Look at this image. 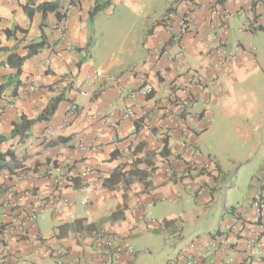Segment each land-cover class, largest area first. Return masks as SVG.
Returning <instances> with one entry per match:
<instances>
[{"label": "crops", "instance_id": "1", "mask_svg": "<svg viewBox=\"0 0 264 264\" xmlns=\"http://www.w3.org/2000/svg\"><path fill=\"white\" fill-rule=\"evenodd\" d=\"M144 1L123 2L135 10L148 9L143 16L145 38L136 51H130L134 60L123 65L119 60L98 63L93 56L95 35L88 25L94 0H0L3 46L17 47L24 55L22 47L42 34L52 44L23 66L24 87L19 95L12 99L9 91L12 101H0V136H9L13 123L22 116L37 117L52 97L68 99L50 122L35 125L25 143L9 140L2 145L3 151L15 150L29 170L14 181L7 173L0 176V184L13 185L16 192L26 195L20 206L37 205L32 193L39 201H54L39 216L28 244L9 241L21 251L20 264H56L61 257L55 253L60 251L65 264H77L79 258L87 264H107L99 243L110 237L134 247V254H124L120 264H170L187 247L193 258L223 264L224 258L210 248V242L225 233L235 212L245 210L264 190L255 182L264 166V45L255 54L239 53L216 76L212 50L218 47L215 38L221 31L210 29L229 8L233 15L223 34L228 50L239 44L254 45L253 39L264 32L239 30L254 18L264 26V5L250 10L252 0H196L197 4L166 0L163 12L156 13L154 0ZM41 3H59L58 15L64 6L74 7L68 41L59 40L51 30L58 21L56 13H48L41 27L43 14L36 10ZM170 5L176 12H189L192 19V31L183 39L185 50L180 51L173 41L168 45L172 54L181 53L182 72L194 70L207 80L216 78L204 91L193 87L196 98L181 117L164 114L176 72L175 66L159 64L155 53L167 29L157 22ZM26 6L35 10L31 17ZM16 27L24 32L7 38L5 31ZM69 43L72 50H67ZM3 58L0 54V63ZM13 73L0 67V84ZM30 79L36 81L38 91L30 90ZM143 82L151 84L154 93L132 98L130 90ZM69 103L77 104L80 111L75 121L56 131ZM129 109L134 116L124 119ZM164 139L169 142L168 159L160 154ZM208 162L212 169L201 173ZM189 166L192 171L187 170ZM168 171L174 177H168ZM242 172L250 175L247 191L242 203L230 207L227 190L238 184ZM61 174L79 177L81 184L70 182L56 191L53 179ZM188 183L194 188L187 190ZM199 185L205 187L201 197L195 192ZM84 198L89 199L87 206L81 203ZM114 213L117 218L112 217ZM230 242L229 257L235 259L233 264H242L241 247L233 236Z\"/></svg>", "mask_w": 264, "mask_h": 264}, {"label": "built area", "instance_id": "2", "mask_svg": "<svg viewBox=\"0 0 264 264\" xmlns=\"http://www.w3.org/2000/svg\"><path fill=\"white\" fill-rule=\"evenodd\" d=\"M252 1L250 10H255L258 5H264V0ZM121 2H127V0H121ZM73 13L74 7L71 4L64 6L60 13V19L51 27V30L57 34V37L61 41H68V31L70 29V21ZM220 15L216 24L210 27L211 30L221 31L220 36L215 38L218 42V47L212 50V54L216 55V60L212 65L216 76H218L230 61L237 59L239 53L255 54L257 51L256 47L252 44L245 47L239 44L235 50L229 51L227 48V40L224 38L223 34H226L228 31V23L232 18L233 12L231 9L226 8ZM174 16L175 17L171 18L172 22L167 26L166 37L158 41L155 53L159 58V64L175 66L174 69L176 72V78L172 82L170 96L166 100L167 105L165 106L164 114L168 117H181V115L185 114L190 109L196 98L193 87L197 90L204 91L214 83L216 78L207 80L199 72L194 70H188L185 73L182 72L183 60L181 58V53L177 55L172 54L168 49V42L170 39H173L172 41L174 44L183 52L185 50L183 39L192 31V19L187 11H179ZM246 30L264 32V26L254 18L249 21L248 25L243 26L239 31L245 32ZM68 45L67 50H72V45H70V43ZM29 88L32 92L39 90L36 81L33 79L29 80ZM153 93L154 88L148 82H143L137 89L130 90L132 98H136L139 95L148 97ZM82 95L86 96V93H82ZM79 111L80 108L77 104L69 103L62 115V122L56 128V131H62L75 121ZM143 115H145V113H143ZM133 116L134 113L132 109L127 110L126 113L123 114L124 119ZM212 167L213 164L210 162L202 165L204 170L212 169ZM172 175V172L168 171V177ZM70 179L71 178L65 174L54 176V189L58 191L65 187L70 183ZM255 182L260 188H264V166L255 175ZM0 185L9 187L5 188L4 186H0V264H20L23 258L21 251L17 248H12L9 245V241L14 240L17 243L24 242L28 244V237L30 236L31 230L34 229L39 216L53 205L54 201H39L38 196L32 193L30 196L35 200L37 205L25 209L20 206L21 201L26 197L25 194L16 192L13 185H8L6 183ZM193 188V184H186L187 190ZM195 192L197 196L201 197L205 192V187L199 185L195 188ZM81 203L83 206H87L89 204V199L84 198ZM240 206H238V210H240ZM219 235L220 236L213 238L210 242V248L217 251L220 257L224 258L223 264L235 263V259L228 255L232 249L230 236H233V238L236 239L237 245L241 247L239 255L242 264L264 262V190L259 191L257 195L249 201V205L245 210L235 212L226 225L225 233ZM99 248L106 252L105 261L107 264H120L123 261L124 254L133 255L135 252L132 245L126 241L116 240L113 237L104 238L99 243ZM188 248L189 247L181 249L179 256L170 261V264H207L201 258H193ZM190 248L195 249L196 246L191 245ZM55 256L56 258L57 256L61 257L57 258L56 264H65L62 251L56 252ZM76 263L87 264L86 259L80 258L76 260ZM211 264L216 263L213 262Z\"/></svg>", "mask_w": 264, "mask_h": 264}, {"label": "trees", "instance_id": "3", "mask_svg": "<svg viewBox=\"0 0 264 264\" xmlns=\"http://www.w3.org/2000/svg\"><path fill=\"white\" fill-rule=\"evenodd\" d=\"M189 2L192 4H197L196 0H175L174 3L178 2ZM173 5V4H172ZM172 5L169 6L167 9V13L164 18L157 22V24H165L169 26L171 21L172 12L175 15L178 13L176 12L177 8H174ZM114 6V0H94L93 7L89 11L90 21L99 16L102 13L108 12ZM172 6V7H171ZM28 16H32L34 11L32 8L24 7ZM31 9V10H30ZM37 12H41L43 14V21L41 27L45 25V20L48 16V13L54 12L58 15L59 10V3H41L36 7ZM58 19H60V15H58ZM24 32V30L19 29V27L14 28L13 30H7L6 36L7 38L11 39L14 38L17 32ZM173 39H170L168 44L172 42ZM18 46V45H17ZM92 46V42L89 41L88 47ZM51 47L47 37L42 34L39 40L35 42H30L29 44L24 45L22 48L26 52L24 55H21L17 52V47H9L3 46L0 41V54L4 56L3 60L0 63V67L5 70H12L14 71L13 74L7 76L0 84V101L4 104L11 102L12 100L8 98V92L10 91V95L13 98H16L20 90L24 87L20 77L23 73V66L25 63L35 57H37L42 51L49 49ZM151 96V95H150ZM68 101L63 95L55 96L50 99L46 107L42 110V112L33 119H28L26 116H22L20 121L13 123V129L9 136H0V176L3 173H7L9 175L8 179L10 181H14L17 178L24 177L28 175L29 170L22 166L20 160L16 157L15 150L8 149L3 151L2 145L9 141V140H17L18 144L25 143L31 136L33 128L36 124L41 122H50L54 116H56L60 105ZM164 147L161 151V155L163 158L168 159L171 156V152L168 148V139L163 140ZM179 158V157H178ZM189 166L187 170H191ZM194 170V169H193ZM204 170H201L203 173ZM174 177V175H173ZM81 178L79 177H71L70 182L75 183L76 185L81 184ZM148 186V183H144ZM1 187L9 188L6 185H0ZM118 213L113 214V218H117Z\"/></svg>", "mask_w": 264, "mask_h": 264}, {"label": "rangeland", "instance_id": "4", "mask_svg": "<svg viewBox=\"0 0 264 264\" xmlns=\"http://www.w3.org/2000/svg\"><path fill=\"white\" fill-rule=\"evenodd\" d=\"M154 2L153 8L156 13L163 12L166 0H154ZM147 10V6L135 10L129 4L115 3L110 13H102L94 23H89L88 26L90 30L93 29L95 35L93 56L98 63L111 64L119 60L125 65L134 60L130 58L129 53L136 51L145 38L143 29L146 19L143 16ZM172 15L175 13L172 12ZM252 42L256 48H261L264 45V34H260ZM249 181L250 175L242 172L239 174L238 184L227 190L226 201L230 207L242 203Z\"/></svg>", "mask_w": 264, "mask_h": 264}]
</instances>
